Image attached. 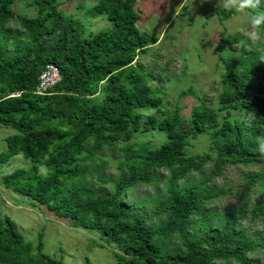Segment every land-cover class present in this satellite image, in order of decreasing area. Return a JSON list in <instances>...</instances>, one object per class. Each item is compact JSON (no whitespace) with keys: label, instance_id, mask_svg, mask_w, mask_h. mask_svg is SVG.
Listing matches in <instances>:
<instances>
[{"label":"trees","instance_id":"trees-1","mask_svg":"<svg viewBox=\"0 0 264 264\" xmlns=\"http://www.w3.org/2000/svg\"><path fill=\"white\" fill-rule=\"evenodd\" d=\"M13 4L0 0V127L15 131L4 140L0 164L20 154L31 166L4 176L2 185L28 198L30 208L43 207L74 228L96 233L102 243L93 245L111 247L115 264H264V45L250 43L234 57L230 42L242 39L226 36L222 25L216 64L224 71L216 106L188 88L179 98L191 94L196 104L185 118L177 105L163 108L155 70L144 71L138 61L161 41L136 27V0H98L86 14L105 16L111 27L94 34L64 16L60 0H32L33 16L18 14ZM251 12L263 31L264 6ZM215 13L222 23L235 11L215 6ZM246 45L243 41L241 48ZM48 64L58 69L61 81L40 96L35 88ZM247 117L253 123L246 126ZM150 132L163 141L136 139ZM201 135L209 147L189 154L186 148ZM115 148L122 159L113 181L100 171L104 150ZM207 165L209 172L202 175ZM237 166L258 170L245 175L244 203L235 191L237 205L217 212L213 202L228 196L230 188L212 184L225 168ZM90 171L108 191L86 182ZM193 174L198 179L189 181ZM161 178L151 210L163 219L151 226L138 213L144 201L125 198L135 186H155ZM253 185L261 197L246 209ZM246 216L250 227L242 229ZM0 264L65 263L43 251L41 232L33 244L4 216Z\"/></svg>","mask_w":264,"mask_h":264},{"label":"rangeland","instance_id":"rangeland-1","mask_svg":"<svg viewBox=\"0 0 264 264\" xmlns=\"http://www.w3.org/2000/svg\"><path fill=\"white\" fill-rule=\"evenodd\" d=\"M32 0H14L13 9L18 14L33 16L34 9L30 6ZM59 7L64 16L79 20L84 24L86 33H96L102 29L111 27V23L101 15L91 18L86 12L94 6L98 0H60ZM215 6L233 9L234 15L220 23ZM264 6V0H136V10L140 15L136 27L139 31L158 37L160 44L155 46L147 56L139 57L142 69L151 68L158 76V82L154 83L161 88L163 93V108L172 109L178 106L181 115L187 118L191 114L192 107L196 104L191 94H185L179 98L182 91L191 88L197 92L208 105L216 106L215 100L219 91L218 81L224 71L223 64H216L217 50L221 26L224 25L226 36L238 35L242 39L240 43L230 42L229 48L232 56L239 57L241 51L248 49V44L259 43L264 45V30L256 22L252 10ZM183 9L180 15L179 10ZM172 23L168 27L169 23ZM260 24H264V15L260 17ZM164 36V38H163ZM243 41L245 48H241ZM227 54V53H226ZM165 62L169 66L164 67ZM158 69H162L159 73ZM10 127H0V152L5 151V138L14 134ZM136 139L148 144L156 145L163 141L164 137L158 132H150L145 135H137ZM259 145H263L260 141ZM209 147L207 136L201 135L192 140V147L186 148L189 154L201 153ZM106 165L100 174L111 180L119 176L118 162L122 159L117 149L104 150L102 155ZM97 164V162H96ZM31 166L29 160L20 154L11 157L6 163L0 164V217L7 216L12 219L24 238L35 244L38 233H42L43 251L52 258L61 260L65 264H83L89 261L91 264H115L110 250L111 247L99 248L101 244L96 233H89L80 228H74L64 220H58L43 207L33 209L28 206V198L21 196L2 185L4 176L16 169H27ZM210 165L201 169V174L209 172ZM41 174H45L44 167L39 168ZM256 167H227L222 178L212 184L214 188L229 187L228 196L221 197L213 202V208L217 212H225L234 208L236 204L235 191L241 194V203L245 201L244 180L247 172L254 173ZM122 172H125L122 170ZM86 182L96 189L109 190L108 186H102L94 180V172L90 171ZM161 173H164L162 171ZM193 174L189 181L197 180ZM164 178L157 180L155 186L140 184L132 188L125 200L128 203L144 201V207L138 211L153 226L161 217H154L151 210L154 197L162 189ZM231 190L233 191L231 194ZM249 201L245 208L249 209L253 203L261 197L257 185H253L249 193ZM242 229L250 227L248 216L239 224ZM258 231L260 224L253 226ZM173 248L169 245L168 249Z\"/></svg>","mask_w":264,"mask_h":264},{"label":"built area","instance_id":"built-area-1","mask_svg":"<svg viewBox=\"0 0 264 264\" xmlns=\"http://www.w3.org/2000/svg\"><path fill=\"white\" fill-rule=\"evenodd\" d=\"M60 81L61 76L58 69L54 65L48 64L38 77L35 94L40 96L46 94Z\"/></svg>","mask_w":264,"mask_h":264},{"label":"clouds","instance_id":"clouds-1","mask_svg":"<svg viewBox=\"0 0 264 264\" xmlns=\"http://www.w3.org/2000/svg\"><path fill=\"white\" fill-rule=\"evenodd\" d=\"M245 3H248V0H245ZM251 123H253V120L251 117H247L245 118L244 120V124L247 126V125H250Z\"/></svg>","mask_w":264,"mask_h":264}]
</instances>
